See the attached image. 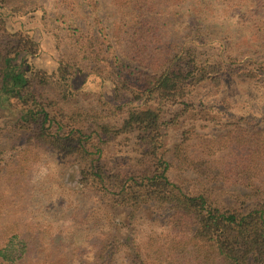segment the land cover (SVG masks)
<instances>
[{
  "label": "trees",
  "instance_id": "obj_1",
  "mask_svg": "<svg viewBox=\"0 0 264 264\" xmlns=\"http://www.w3.org/2000/svg\"><path fill=\"white\" fill-rule=\"evenodd\" d=\"M111 3L0 0V264H264V0Z\"/></svg>",
  "mask_w": 264,
  "mask_h": 264
},
{
  "label": "rangeland",
  "instance_id": "obj_2",
  "mask_svg": "<svg viewBox=\"0 0 264 264\" xmlns=\"http://www.w3.org/2000/svg\"><path fill=\"white\" fill-rule=\"evenodd\" d=\"M103 2V6L108 11H113L112 0H100ZM6 18L11 28L13 29H25L29 31L33 36L36 38L37 41L42 46V53L39 57L30 58L29 61L33 64L34 67H43L47 70H53L58 65V52L55 47V41L48 33H46L41 24L40 14L38 12H32L26 15L21 14H11L6 13ZM75 84L78 88L82 90H103L106 97L113 101L115 97V91L113 85L109 82L103 83L100 80L89 77L83 73H78L75 77ZM56 165V160L51 154H47L45 156L44 161L35 169L33 172V181L38 179L47 178L46 186L49 188L50 184H52L54 172L51 168ZM75 171L74 168L68 167L67 170L64 172V179L69 181V176L73 174ZM48 176V177H47ZM74 182V181H73ZM74 187L77 184L69 183ZM31 192V190H30ZM48 192V191H46ZM46 197L47 195L44 194ZM48 197L47 199H50ZM45 218L49 219L48 221L53 222V224L59 225L60 227L71 225L73 223L72 217H69L66 213L65 209H63L62 213L59 214L57 211H54V208L51 209V213L45 214ZM148 227H144L142 231H140V237L144 236L145 233L148 231ZM96 229L91 230L92 232H96ZM87 235V234H86Z\"/></svg>",
  "mask_w": 264,
  "mask_h": 264
}]
</instances>
